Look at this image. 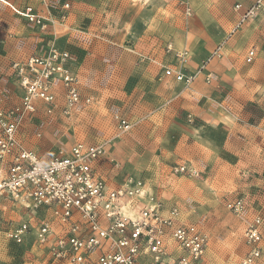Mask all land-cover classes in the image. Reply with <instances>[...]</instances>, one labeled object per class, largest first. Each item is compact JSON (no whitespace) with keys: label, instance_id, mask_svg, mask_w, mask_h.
Instances as JSON below:
<instances>
[{"label":"built area","instance_id":"obj_1","mask_svg":"<svg viewBox=\"0 0 264 264\" xmlns=\"http://www.w3.org/2000/svg\"><path fill=\"white\" fill-rule=\"evenodd\" d=\"M164 1H176L186 17L192 16L189 0ZM40 4L47 15L32 5H26L21 15L41 31L66 18L71 8L70 0H40ZM250 13H244L239 24ZM175 56L180 67H165L163 75L188 87L205 65L187 74L183 71L187 52ZM253 56L254 50H248L247 61ZM71 60L70 51L53 39L42 53L10 64L22 92L17 104L0 105V229L16 245L33 237L52 261L63 264H205L208 235L198 222H184L177 206L163 203L138 177L127 176L110 185L96 173L94 164L105 154L103 143L78 140L68 148L55 145L41 155L25 147L21 133L39 111L43 116L33 132L36 138L45 128L43 120L57 110L68 116L83 106ZM210 79L208 74L205 81ZM113 121L119 132L132 126L119 114ZM173 172L201 175L190 163L175 165ZM7 204L18 210L15 220L4 217ZM231 207L241 216L246 203L238 199ZM263 227L260 212L246 221L248 250L240 264H257L264 258Z\"/></svg>","mask_w":264,"mask_h":264},{"label":"crops","instance_id":"obj_2","mask_svg":"<svg viewBox=\"0 0 264 264\" xmlns=\"http://www.w3.org/2000/svg\"><path fill=\"white\" fill-rule=\"evenodd\" d=\"M70 2L66 18L58 19L47 31H41L23 20L10 0H0L2 106L10 99H20L22 92L9 69V62L18 57L42 53L53 39L70 51L71 71L77 78L82 101L86 103L82 110L75 109L67 118L58 114L56 130L47 132L41 140L24 129L21 139L25 147L41 155L58 140L56 145L67 148L78 140L96 143L99 136L93 137L92 131L106 130L114 113L132 118L130 110L144 97V100L157 103L159 108L167 105V109L169 106L182 116L189 114L194 121V132L204 135V138L195 139V148L190 145V149L194 150H189L186 155L189 160L178 164L190 163L202 170L205 165L202 162H214L218 159L215 157H223L222 151L213 158L210 150H198L197 141L208 143V147L214 150L232 147L239 171L238 188L250 195L254 213L264 214V9L235 30L236 21L246 10L243 1L239 11L214 6L207 9L204 16H194L192 7L193 14L189 19L194 16L193 28L184 39L175 41L174 46L171 44L172 54L168 57L152 55L149 62L142 63L135 55L129 54L130 61L126 64L121 61L123 54L121 51L118 54L116 45H111L94 27L92 19H88L91 13L82 7V2ZM30 4L38 13L47 15L38 0L27 5ZM215 49L220 57L213 56L188 87L163 75L165 67H180L176 52H187L183 71L191 74L200 69L202 62L210 58ZM250 49L254 50V56L247 61ZM208 74H212V79L207 83L205 78ZM16 92L20 94L18 97ZM63 124L68 126V134L61 131ZM30 135L35 141L26 140ZM94 169L110 185L124 180H108L98 170L96 162ZM145 184L148 190L152 189L148 183ZM10 207L13 206L6 205L4 217L15 220L18 210ZM254 213H251V218ZM240 225L244 227L245 223ZM27 242L33 244L29 250L33 257L44 255L51 260L47 249L37 244L33 237L28 236L23 245H16L6 238L4 229H0V264H15L21 254H16L15 248L23 247Z\"/></svg>","mask_w":264,"mask_h":264},{"label":"rangeland","instance_id":"obj_3","mask_svg":"<svg viewBox=\"0 0 264 264\" xmlns=\"http://www.w3.org/2000/svg\"><path fill=\"white\" fill-rule=\"evenodd\" d=\"M34 1L36 0H10L19 15L28 3ZM189 1L194 7L195 13H192L194 16L196 14L204 16L206 10L214 6L239 11L243 1V5L246 6L244 13L251 11V16L239 24L243 15L241 14L234 25L235 30L248 19L257 17L264 9V0H230V3L227 0ZM80 2L82 7L91 13L88 19H92L94 27L111 45H116L118 54L121 51L123 54L121 61L126 64L130 61L129 54L135 55L141 63L149 62L152 55L168 57L172 54L173 48L168 51L167 46L171 44L174 46L175 41L184 39L187 32L193 28L194 16L192 20L186 17L176 1L80 0ZM29 42L32 43V40ZM217 49L214 52H217ZM213 53L209 60L213 56L220 57L219 53ZM23 58L11 60L9 69L12 61ZM206 61L207 59L202 62L205 66L209 62ZM18 95L20 94H15L17 97ZM143 98L136 102L135 108L130 110L133 114L132 118L125 117L132 125L127 131L119 132L115 129L113 115L118 113H114L112 123L106 130L91 132L93 137L99 136L95 142L103 143L106 149L105 154L96 161L98 170L108 180L122 181L127 176L142 179L152 187L153 192L163 203L175 205L180 209L184 222H198L208 235V244L204 253L205 264H240L248 250L243 232L245 226H241L240 223L243 222L246 225V221L251 219V213H254V207L250 201V195L238 188L239 171L234 149L218 147L214 150L208 147V143L197 141L198 150L202 152L210 150L212 157L222 151L223 157H215L218 159L214 162H202L205 164L202 170L197 168L201 173L199 177L174 173L175 165L189 160L186 155L189 154V150H194L195 139L204 138V135L194 132L192 125L194 121L189 114L182 116L169 106L167 109V105L159 108L157 103ZM5 102V106H10L17 104L19 99L17 101L10 99ZM2 103L0 101L1 106ZM85 104L83 101V106L79 110H82ZM58 112L56 111L52 118L43 120L45 128L41 137H35L36 139L41 140L47 132L56 130ZM71 115H61V118ZM42 116L43 113L39 111L36 119L27 126L26 131L33 133L40 125L37 120H41ZM62 129L63 133L67 131L68 134L66 124H63ZM26 138L27 141L34 140L31 135ZM58 141L50 147L55 146ZM190 145L194 148L190 149ZM110 158L114 161H110ZM238 199H244L246 203L241 216H238L231 207L232 203ZM10 209L14 210V207ZM261 238L264 244V229ZM32 246V242H27L23 247L15 248L16 254L21 253L15 264H63L53 262L44 255L38 258L33 257L34 255L29 252ZM257 264H264V258Z\"/></svg>","mask_w":264,"mask_h":264}]
</instances>
